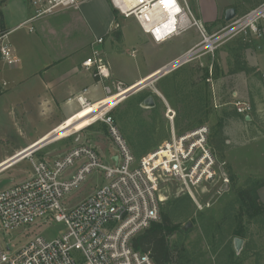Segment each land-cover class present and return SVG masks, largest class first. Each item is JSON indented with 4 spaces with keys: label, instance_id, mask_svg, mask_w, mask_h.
I'll list each match as a JSON object with an SVG mask.
<instances>
[{
    "label": "built area",
    "instance_id": "built-area-1",
    "mask_svg": "<svg viewBox=\"0 0 264 264\" xmlns=\"http://www.w3.org/2000/svg\"><path fill=\"white\" fill-rule=\"evenodd\" d=\"M83 1L86 0H29L32 14L25 24L51 16L60 9L78 8ZM110 1L124 17L133 16L145 32H158L159 27L171 21L167 19L171 11L173 18L164 29L165 36L192 27L198 31L199 39L181 55L132 84L118 80L105 85L104 97L98 101L77 95L79 109L94 108L88 114L90 123L42 145L26 147L0 161V173L25 158L31 162L29 177L0 187V264H155L148 252L133 248L132 239L159 219L163 203L160 190L167 196L172 191L169 189L183 191L201 210L209 204L198 199V189L205 188L202 192H208L206 187L213 185L215 189L210 191L222 194L231 185L226 161L219 158L209 143L208 125L201 124L181 134L172 129L170 138L160 147L136 159L124 142L112 113L121 101L144 88L156 92L154 82L169 72L198 57L212 56L226 39L250 35L264 43V1L240 16L235 15L215 31H210L194 15L190 0H134L131 6H127L126 0ZM7 34L6 31L0 33V58L10 64L14 59ZM97 41L101 42L102 38ZM82 66L92 69L95 77H108L96 50L82 61ZM230 104L238 115L249 116L253 110L248 100H235ZM166 116L172 125L174 111L167 108ZM98 122L107 127L117 145V153L109 162H104L97 149L84 142L53 158L34 155V151L44 145ZM10 158L13 160L3 164ZM93 172L103 177L102 183L67 206V197ZM53 222L64 226L59 236L47 239L36 231L22 244L12 241V236L26 235L30 228Z\"/></svg>",
    "mask_w": 264,
    "mask_h": 264
},
{
    "label": "rangeland",
    "instance_id": "rangeland-1",
    "mask_svg": "<svg viewBox=\"0 0 264 264\" xmlns=\"http://www.w3.org/2000/svg\"><path fill=\"white\" fill-rule=\"evenodd\" d=\"M217 1L221 3L223 0ZM263 1L253 3V0H234L230 7H234L236 15L240 16ZM226 23L222 14L216 28L211 31ZM190 29L189 32L195 30L198 40V31ZM185 35L186 33L169 40L163 47L153 51L157 59L165 60L180 51L187 42ZM260 44L263 47L258 49ZM134 47V56L130 55L132 48H129L125 51L127 55L124 61L119 62L123 63V69L133 68L134 63L140 61L141 52L138 47ZM254 52L256 55L253 61ZM263 73V41L250 35L234 36L226 39L212 56L198 57L156 81L155 85L160 88L163 97L152 88H144L121 101L112 113L124 142L136 159L160 147L170 138L172 129L181 134L201 124L210 128L209 143L219 158L226 161V171L231 180L229 189L222 194H213L210 191L215 189L213 185L206 187L208 192H202L205 188L198 189V199L209 204L201 210L183 191L169 189L172 191L168 196L163 191L160 193L162 210L169 212L172 222L181 227V230L170 236V245L182 250L187 264H264V204L258 199L261 205L255 206L253 192L249 193L246 201L237 196L240 190L254 183L263 185V178L252 171L237 172L233 167V158L236 164L240 160L235 158V137L239 141L246 137L247 132L250 136L264 138V115L257 117L250 125H245L230 104L235 100L248 99L255 109L258 107L264 111ZM166 90L169 91L168 94ZM147 97L153 100L152 105L145 102ZM167 108L174 111L172 125L166 116ZM35 115L37 116L36 113ZM0 131L11 140L18 134L10 123L8 129L4 126ZM80 142L95 147L104 162H109L110 157L117 153V145L107 127L98 122L67 138L44 145L37 157L43 156L47 149L57 148L59 152ZM262 145L260 143L254 154V166L259 165L257 155L259 149L264 148ZM242 158L245 159V155ZM261 160L260 165L264 167V157ZM240 164L241 167H246L245 161ZM30 171L31 162L25 158L0 173V186L24 180ZM102 181L103 177L97 172L88 175L81 187L67 197V206L89 194ZM187 223L191 225L187 227ZM36 231L51 239L59 236L64 231V226L55 222L40 224L30 228L26 235L12 236V241L22 244ZM236 239L241 240L239 248L235 246Z\"/></svg>",
    "mask_w": 264,
    "mask_h": 264
},
{
    "label": "crops",
    "instance_id": "crops-1",
    "mask_svg": "<svg viewBox=\"0 0 264 264\" xmlns=\"http://www.w3.org/2000/svg\"><path fill=\"white\" fill-rule=\"evenodd\" d=\"M233 1L191 0L190 4L194 15L211 31ZM256 1L259 0H253V3ZM0 9L14 59L9 64L0 58V129L4 126L8 129L10 123L18 133L11 140L0 131V161L30 147L72 119L79 111L75 99L77 95L83 94L91 101H98L104 97L105 85L118 80L132 84L181 55L198 41L195 30L189 32L190 28L169 37L145 32L133 16L124 17L118 13L110 0H86L78 8L60 9L29 24H25L32 14L29 0H3ZM184 33L187 42L180 51L169 56L171 58L159 61L153 51ZM100 37L102 41L98 42ZM134 46L141 52L140 61L134 63L133 68L123 69V63L119 62L124 61L125 51L129 48H132L130 55L134 56ZM262 47L263 44H260L258 49ZM94 50L98 51L106 66L107 78L95 77L92 69L82 66V61L91 57ZM256 52L253 53V61ZM253 64L256 65L255 62ZM134 70L136 73H133ZM155 83L156 93L163 97ZM252 107L249 118L235 113L245 125L264 115L262 108ZM245 136L239 141L235 137V158L240 160L236 164L233 158V167L237 172L252 171L263 178V185H260L257 194L264 204V167L260 165L264 148L258 151L259 165H253L256 149L260 143L264 146V138L250 136L247 132ZM41 148L34 151L35 156L39 155ZM66 150L47 149L43 156L53 158ZM243 161L245 168L240 164ZM30 174L31 171L27 177Z\"/></svg>",
    "mask_w": 264,
    "mask_h": 264
},
{
    "label": "trees",
    "instance_id": "trees-1",
    "mask_svg": "<svg viewBox=\"0 0 264 264\" xmlns=\"http://www.w3.org/2000/svg\"><path fill=\"white\" fill-rule=\"evenodd\" d=\"M2 2L3 0H0V6ZM3 31H6V27L0 9V33ZM260 185V183H254L240 190L237 196L246 201L249 193L253 192L255 206L259 207L261 204L258 203L259 197L256 190ZM262 206L264 207V205ZM178 230H181V227L172 222L171 214L162 210L161 206L159 219L153 221L146 229L136 235L132 239V246L137 250L148 252L155 264H164L168 261H173L174 264H187V259L182 254V250L170 245V236Z\"/></svg>",
    "mask_w": 264,
    "mask_h": 264
},
{
    "label": "bare ground",
    "instance_id": "bare-ground-1",
    "mask_svg": "<svg viewBox=\"0 0 264 264\" xmlns=\"http://www.w3.org/2000/svg\"><path fill=\"white\" fill-rule=\"evenodd\" d=\"M126 1H127V6H131L134 2V0H126ZM160 6H161V4H160ZM162 8L163 7L161 6V9ZM162 10H164V9H162ZM172 18H173V13L170 11L167 19L172 21ZM171 21L170 22L168 21V23H166V20H165L163 23H166V24L159 27L158 32L157 31H155V32L160 34V35H163L165 33L164 29H166V27H168V25H169V23H171ZM110 101H112V100H110ZM110 101H108V102H110ZM108 102H105V103H108ZM93 110H94V108L79 109L78 113L72 119H70L68 122L63 124L58 129L52 131V133H50L49 135L44 136L40 140H38L35 143H33L32 145H30V147L28 149L36 147L38 145H42V143L44 144V143H47L48 141H52L53 138H60V137L64 136L65 134L69 133L71 131V129L80 130L81 128L85 127L88 123H90L91 120H90L88 114ZM49 137H51V138H49ZM45 141H47V142H45ZM11 160H13V158H10L9 160H5L3 162V164H6ZM161 191H163V190H160V193H161Z\"/></svg>",
    "mask_w": 264,
    "mask_h": 264
},
{
    "label": "water",
    "instance_id": "water-1",
    "mask_svg": "<svg viewBox=\"0 0 264 264\" xmlns=\"http://www.w3.org/2000/svg\"><path fill=\"white\" fill-rule=\"evenodd\" d=\"M235 15H236V11H235V9H234L233 7H229V8H227V9L225 10V13H224V20H225L226 22H228V21H230ZM145 102H149L150 105L153 104V100L151 99V97H147V98L145 99ZM247 118H249V117L247 116ZM190 225H191V223H187L186 226L188 227V226H190ZM240 243H241V240H240V239H236V240H235V246H236L237 248L240 247Z\"/></svg>",
    "mask_w": 264,
    "mask_h": 264
}]
</instances>
